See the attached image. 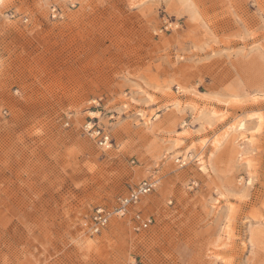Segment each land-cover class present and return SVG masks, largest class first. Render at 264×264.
I'll use <instances>...</instances> for the list:
<instances>
[{
  "label": "rangeland",
  "instance_id": "374dc122",
  "mask_svg": "<svg viewBox=\"0 0 264 264\" xmlns=\"http://www.w3.org/2000/svg\"><path fill=\"white\" fill-rule=\"evenodd\" d=\"M0 264H264V0H0Z\"/></svg>",
  "mask_w": 264,
  "mask_h": 264
},
{
  "label": "built area",
  "instance_id": "2783aa9c",
  "mask_svg": "<svg viewBox=\"0 0 264 264\" xmlns=\"http://www.w3.org/2000/svg\"><path fill=\"white\" fill-rule=\"evenodd\" d=\"M98 143L101 146L111 145L110 136L101 130H97ZM158 181L154 178L145 179L135 187H132L125 195L119 197L112 207L99 206L93 211L90 218V229L92 233H101L114 216L123 217L128 214L131 207L135 206L143 196L155 190ZM135 229L148 228L152 223L151 217H143L139 211L134 215Z\"/></svg>",
  "mask_w": 264,
  "mask_h": 264
},
{
  "label": "bare ground",
  "instance_id": "6f19581e",
  "mask_svg": "<svg viewBox=\"0 0 264 264\" xmlns=\"http://www.w3.org/2000/svg\"><path fill=\"white\" fill-rule=\"evenodd\" d=\"M244 124H240V127L243 128ZM203 161V160H202Z\"/></svg>",
  "mask_w": 264,
  "mask_h": 264
}]
</instances>
